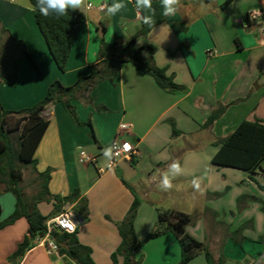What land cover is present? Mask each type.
Here are the masks:
<instances>
[{"label":"crops","instance_id":"1","mask_svg":"<svg viewBox=\"0 0 264 264\" xmlns=\"http://www.w3.org/2000/svg\"><path fill=\"white\" fill-rule=\"evenodd\" d=\"M123 2L127 8L115 16L107 15L105 8L113 0H85V7L77 9L86 22L61 72L39 31L35 12L29 11V1L0 0V42L12 46L17 45L14 40L21 41L41 71L39 76L27 58L19 60L18 85H0V102L6 110L34 106L55 81L75 85L98 63L102 41L125 43L135 38L136 48L154 46V53L144 50L142 55L152 58L179 86L174 92L165 91L132 63L111 59L113 81L99 82L72 102L82 124L63 105H48L43 117L49 126L34 157L38 172L51 168V197L38 203L39 210L49 216L53 196L66 197L78 190V199L61 205L60 212L72 209L78 217L76 237L91 248L95 264H113L112 254L121 243L117 225L135 198L140 201L134 225L139 241L156 226L159 211H177L192 216L188 233L207 243L216 263L240 257L263 259L264 264V172L250 174L212 163L222 141L241 122H264V36L248 18L259 0H181L175 16L163 15L164 21L147 36L140 34L141 17L132 0ZM88 3L93 7L88 8ZM161 10L163 14L162 4ZM220 108H224L221 116L206 126ZM117 137L130 141L136 153L108 169L103 149ZM78 146L94 158L93 164L80 163ZM174 160L180 162L183 174L173 184L184 188L163 192L158 187L161 173ZM199 176L204 177L203 195L190 187ZM0 208V224L16 210L14 194L1 181ZM28 228L25 218L0 228V264H75L41 246L16 256ZM142 253V264H176L181 249L169 232L140 248L136 256ZM190 264L204 263L199 258Z\"/></svg>","mask_w":264,"mask_h":264},{"label":"trees","instance_id":"2","mask_svg":"<svg viewBox=\"0 0 264 264\" xmlns=\"http://www.w3.org/2000/svg\"><path fill=\"white\" fill-rule=\"evenodd\" d=\"M28 1L30 5L36 4V0ZM132 2L135 5V0ZM152 7L155 10L153 16L155 24L150 27L144 24L141 18L140 34L142 36H147L164 21L159 0H152ZM144 15H150V13L143 11L141 17ZM35 21L55 64L61 72H65L73 43L86 22L85 15L78 10L69 9L65 16L56 18L55 16L45 17L39 11H35ZM14 41L17 45L7 46L5 50L13 59L16 53L19 57H15L14 64H8L6 60H3L4 58L0 60V84L3 82L17 86L19 81L17 63L22 58H27L36 68L37 74L41 76V71L31 59L24 44L18 40ZM238 44V40H236L237 49L240 50L241 46ZM144 50L152 54L156 48L152 45L136 48L135 38L125 43L109 44L102 41L98 63L90 66V73L80 78L75 85L67 87L60 81H55L49 86L46 96L41 101L33 107L20 111L5 110L0 102V181L6 185V190L12 192L16 198L14 214L7 221L1 223L0 228L14 223L19 218H25L29 224L28 235L20 244L16 256H24L29 249L35 247V240L46 234V222L59 214L58 210L61 205H71L79 197L78 190L66 197L53 196L54 212L49 216L43 215L37 205L42 200L51 197L48 189L50 174L46 173L43 174L45 182L42 186L44 189L39 193L35 202L31 205L24 199L20 186L23 181L22 165L36 166L37 160L34 155L49 126V120L43 117V111L50 104H62L71 118L77 124H82L72 102L78 93L88 94L99 82L106 79L113 81L115 70L110 63L111 59H117L120 63H132L138 70L152 76L157 85L165 91L174 92L179 89V86L166 74L164 69L156 66L152 58H145L142 55ZM2 55L3 53H0V57ZM223 112L224 108L217 110L209 118L206 126L212 124ZM14 134H19L18 151L14 149L12 137ZM212 163L219 168L235 169L250 174H254L257 170L264 172V122H241L235 131L222 141ZM139 205L140 201L135 198L129 212L117 225L121 243L112 254L113 264H141V261L136 258V251L147 242L169 232L175 234L180 245L182 257L179 264H188L197 251L204 253L208 264H221L214 261L208 247L203 242L187 233L186 227L192 223L193 218L182 212L159 211L155 229L143 241H139L134 226ZM82 207L84 205L79 206V208ZM75 212L80 214L78 208H75ZM51 237L58 246L59 255L69 257L75 264H95L91 248L81 244L76 233L68 234L55 229ZM120 259H122V263H120Z\"/></svg>","mask_w":264,"mask_h":264},{"label":"clouds","instance_id":"3","mask_svg":"<svg viewBox=\"0 0 264 264\" xmlns=\"http://www.w3.org/2000/svg\"><path fill=\"white\" fill-rule=\"evenodd\" d=\"M180 2L181 0H161L163 15L166 17L175 16L179 9ZM86 6L88 8L93 7L91 3H88ZM83 7H85V0H36V4L34 6H29V11H39V13L45 17L55 16L56 18H60L65 16L69 9L74 11L82 9ZM135 7L137 9L138 17H141V13L143 11L150 13V15H144L141 17L144 24H147L150 27L155 24V21L153 20L155 10L152 7V0H135ZM204 7L206 6L202 4L201 8ZM105 8L107 15L115 16L116 14L124 11L127 8V5L123 2V0H113V3L110 6L105 5ZM259 15V10H257L255 16ZM255 16L253 18H255ZM131 147L132 146L130 144L126 143L123 146V151L128 152L131 150ZM80 155L86 158V153L83 149L80 151ZM102 155L104 157L105 167L111 169L114 159L120 155V152L116 150L115 145H112L104 148ZM182 174L183 169L180 162L178 160H174L168 166L167 170L161 173L158 185L159 189L163 192L171 191L174 188L177 191L182 190L184 188L183 185L173 184V180ZM203 179V176H199L190 181V187L194 190V193H199L201 195L204 194V188L202 187Z\"/></svg>","mask_w":264,"mask_h":264},{"label":"built area","instance_id":"4","mask_svg":"<svg viewBox=\"0 0 264 264\" xmlns=\"http://www.w3.org/2000/svg\"><path fill=\"white\" fill-rule=\"evenodd\" d=\"M259 10L260 15L255 16L256 11ZM255 16V18H253ZM251 21H261L257 25L258 32L264 36V0H259V7L251 11L248 15ZM124 127H127L124 126ZM130 144L131 150L128 152L123 151V146L125 144ZM116 146V150L120 152V155L116 157L113 161V166L120 159H131V157L136 153L133 144L130 141L122 140L119 137L115 138L111 144ZM80 163L83 165L93 164L95 162L94 158L86 154V158L80 155ZM112 166V167H113ZM79 224L78 217L74 214L72 209H66L57 214L55 217L51 218L46 222V234L35 240V246H41L47 250L49 254H53L58 251V246L52 239V232L56 229L68 234H74L77 230V225ZM261 260L255 264H260Z\"/></svg>","mask_w":264,"mask_h":264},{"label":"rangeland","instance_id":"5","mask_svg":"<svg viewBox=\"0 0 264 264\" xmlns=\"http://www.w3.org/2000/svg\"><path fill=\"white\" fill-rule=\"evenodd\" d=\"M253 23L255 24V25H258L259 23H261V21H253ZM0 53L2 54L3 53V55L0 57V60L1 59H3V60H6L7 61V63L8 64H14V59H15V57L17 58V57H19L18 56V54L16 53V55H15V57H14V59L12 58V57H10V55L8 54V51H6L5 50V48L4 47H6L7 46V44H4L3 42H0ZM19 62V61H18ZM18 64V63H17ZM18 66V65H17ZM18 79H19V68H18ZM18 83H19V81H18ZM2 84H5V83H3V82H1V84L0 85H2ZM52 84V83H51ZM9 85V84H8ZM18 85V84H17ZM11 86V85H10ZM50 86V85H49ZM11 87H16V86H11ZM46 96V95H45ZM38 103V102H37ZM35 105V104H34ZM54 105H56V104H54ZM62 105V104H61ZM33 107V106H32ZM6 110V109H5ZM9 111H11V110H9ZM20 111V110H19ZM17 118V117H16ZM13 144H14V149L16 150V151H18V146H19V134H14L13 136ZM37 160V159H36ZM37 165H38V161H37V163H36V166L35 167H33L32 165H30V166H27V165H22V169H23V173H24V180H23V182L21 183V189H22V192H23V196H24V199L29 203V204H33L34 202H35V200H36V198L37 197H39L38 195H39V193L40 192H42L43 191V189H44V187L42 186V184L45 182V179H44V176H43V174H46V173H49V174H51V168H49V169H47V170H45L44 172H42V173H40V172H38V170H37ZM42 175V176H41ZM152 197L153 196H151L150 197V199H152ZM47 200V198L46 199H44V200H42V201H46ZM41 201V202H42ZM37 208L39 209V207H38V205H37ZM59 212L61 211V208H59V210H58ZM54 212V209L52 210V212L50 213V215L52 214ZM192 217V216H191ZM137 218V217H136ZM192 223H193V221H192ZM189 225H191V224H189ZM188 225V226H189ZM187 226V227H188ZM156 227V226H155ZM155 227L153 228V230L155 229ZM187 227H186V231H187ZM152 230V231H153ZM151 231V232H152ZM171 233V232H170ZM187 233H188V231H187ZM173 235H175L174 233H172ZM176 237V236H175ZM152 241V240H151ZM150 242V241H149ZM149 242H147V243H149ZM146 243V244H147ZM145 244V245H146ZM241 244V243H240ZM144 245V246H145ZM204 245L207 247V243H205L204 242ZM143 246V247H144ZM142 248V247H141ZM139 250V249H138ZM137 250V251H138ZM40 252V251H39ZM55 253H57V252H55ZM232 254H236V253H233V252H231ZM236 255H239L238 253L236 254ZM181 257H182V255H180V260H179V262L178 263H176V264H179L180 263V261H181ZM136 258L138 259V260H140L141 261V264L143 263V261H144V258H145V254L144 253H142V255H140L139 257H137L136 256ZM199 258H201L202 260H203V263L204 264H208V262H207V260H206V258H205V255H204V253L203 252H201V251H197L196 252V255L194 256V258L188 263V264H190L193 260H197V259H199ZM261 260V263L263 262V259H259V260H257V259H241L240 257L239 258H226V259H223L222 261H225L227 264H255V263H257L258 261H260ZM260 263V264H261Z\"/></svg>","mask_w":264,"mask_h":264}]
</instances>
